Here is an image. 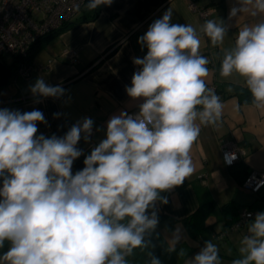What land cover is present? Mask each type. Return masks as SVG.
<instances>
[{
	"label": "clouds",
	"instance_id": "1",
	"mask_svg": "<svg viewBox=\"0 0 264 264\" xmlns=\"http://www.w3.org/2000/svg\"><path fill=\"white\" fill-rule=\"evenodd\" d=\"M238 2L230 18L264 13V0ZM112 3L88 0L87 8ZM172 15L171 9L165 11L138 38L147 54L133 58L140 67L125 91L133 100H143L139 113L113 115L106 138L75 174L73 163L83 155L77 145L82 138L90 142L93 118L77 120L63 136H46L38 134V124L48 125L39 109L0 108V248L10 243L0 264H128L126 257L134 249L149 247L148 237L159 224L156 204L168 203L161 193L181 186L194 171L190 150L200 132L196 121L215 124L223 110L206 85L209 60L200 54L196 29L172 23ZM201 30L213 46L227 34L223 21L208 20ZM233 73L244 78L255 107L264 109V22L245 25L235 46L225 50L220 75ZM29 91L35 103L71 101L70 89L41 77ZM61 115L53 113V118ZM248 232L239 249L243 258L232 264H264V211L255 215ZM180 239L177 230L169 253ZM149 255L150 264H162ZM186 264H221L218 247L205 241Z\"/></svg>",
	"mask_w": 264,
	"mask_h": 264
},
{
	"label": "crops",
	"instance_id": "2",
	"mask_svg": "<svg viewBox=\"0 0 264 264\" xmlns=\"http://www.w3.org/2000/svg\"><path fill=\"white\" fill-rule=\"evenodd\" d=\"M196 1L201 6L216 7L210 20L218 24L223 21L227 26L222 44L213 46L210 38L203 34L201 29L205 21L189 7L188 0H113L111 6H101L95 19L82 21V13H78L68 29L36 45L31 59L34 71L28 78L16 75L18 61L15 56L1 54L0 108L21 112L39 109L48 125L38 124V134L46 136H63L77 120L93 118L95 126L91 140L85 142L82 138L79 141L77 146L83 150V155L72 166L73 174L82 170L85 157L106 138L108 120L121 111L130 115L139 113L143 100H133L125 91L140 67L134 65L133 58H143L147 54V48H142L138 38L168 9L173 13L172 23L189 24L196 29L201 41L200 54L209 60L206 84L216 82L224 91H231L235 85L246 88L244 78L237 73L222 77L221 63L225 50L235 46L239 30L245 25L264 22V13L252 16L242 12L230 18V9L240 6L238 0ZM66 50H76V58L72 59ZM37 77L70 89L71 101L65 104L67 97H64L35 103L29 86ZM244 94L241 96L246 100L243 103L235 94L220 100L222 115L215 124L196 121L200 132L190 150L194 171L186 178V185L168 191L167 204H156L159 224L151 236L163 249L162 264H186L208 240L218 247L221 264H232L233 260L243 258L239 246L245 232L233 229L232 224L242 207L264 211V191L255 194L243 187L250 172L264 171V109L256 108ZM57 112L63 115L54 119L53 113ZM227 142L247 151L233 165L227 164L222 154L223 144ZM209 202H214L213 211L206 218L204 228L194 235L186 220L202 203ZM230 203L239 206L237 211H233L235 205L232 209H224ZM177 230L181 239L175 252L169 253L170 241ZM9 247L8 242L2 254Z\"/></svg>",
	"mask_w": 264,
	"mask_h": 264
},
{
	"label": "built area",
	"instance_id": "3",
	"mask_svg": "<svg viewBox=\"0 0 264 264\" xmlns=\"http://www.w3.org/2000/svg\"><path fill=\"white\" fill-rule=\"evenodd\" d=\"M87 0H0V55L11 54L17 58L16 75L28 78L34 71L30 55L34 45L77 15ZM189 7L198 12L204 21L211 19L216 11L214 5L201 6L196 0H188ZM204 34V33H203ZM205 35V34H204ZM72 59L77 56L76 50H66ZM215 94L219 93L216 82L206 84ZM222 154L229 165L247 154L245 148L233 143L223 144ZM234 156V159L232 158ZM227 158V159H226ZM264 171L254 170L246 177L243 187L259 194L264 191ZM251 213V216L248 215ZM259 211L242 207L238 219L232 224L235 230H244V236L250 235L248 225Z\"/></svg>",
	"mask_w": 264,
	"mask_h": 264
},
{
	"label": "trees",
	"instance_id": "4",
	"mask_svg": "<svg viewBox=\"0 0 264 264\" xmlns=\"http://www.w3.org/2000/svg\"><path fill=\"white\" fill-rule=\"evenodd\" d=\"M87 4H88V0L86 1L85 5L82 7V9L79 12L80 14L82 13L81 17H80V20H82V21H89V20L95 19L100 13L101 7L97 8L95 10H89L87 8ZM72 23L73 22L70 21V22L66 23L65 25H63L58 30H56L55 32L41 38L34 45L33 50H34L35 46L38 45L42 40L55 37L56 35L60 34L62 31L68 29ZM33 50H32L31 55H30V60L32 59V56L34 53ZM243 92H245L244 95L247 96V100L254 102L253 97L251 95V92L249 91V89L247 87L244 88V87L235 85V86H233L231 91H224L222 88L219 89V93L221 94L222 98H225V97H228V96L235 94V95L240 96L242 103L246 101L241 97ZM187 183H188V181L185 179L184 183L181 186H178L177 188H181L182 186L186 185ZM167 194H168V191L161 193V195L163 197H166ZM233 205H235V207L233 208V211L234 212L237 211L239 206H237L236 204H233V203L225 205L224 209L225 210H227L229 208L232 209ZM213 207H214V202L202 203L201 206L199 207V209L190 218H188L186 220V224L188 226V229L192 234L195 235L196 232H199L204 228L206 218L212 213ZM237 219L238 218H236L235 220H237ZM235 220H234V222H235ZM148 239H150V241H151V244L149 245V247H147V248H136L133 250V253L131 255L126 257L128 264H150L151 257L149 255V253H151V252L156 257H158L160 259L161 255L163 253L162 247L152 236L148 237Z\"/></svg>",
	"mask_w": 264,
	"mask_h": 264
},
{
	"label": "water",
	"instance_id": "5",
	"mask_svg": "<svg viewBox=\"0 0 264 264\" xmlns=\"http://www.w3.org/2000/svg\"><path fill=\"white\" fill-rule=\"evenodd\" d=\"M7 244H8V241H5V246L3 248H0V255L2 254V252L5 249V247H6Z\"/></svg>",
	"mask_w": 264,
	"mask_h": 264
},
{
	"label": "rangeland",
	"instance_id": "6",
	"mask_svg": "<svg viewBox=\"0 0 264 264\" xmlns=\"http://www.w3.org/2000/svg\"><path fill=\"white\" fill-rule=\"evenodd\" d=\"M239 247H242V244H240V246ZM242 257H243V255H242Z\"/></svg>",
	"mask_w": 264,
	"mask_h": 264
}]
</instances>
